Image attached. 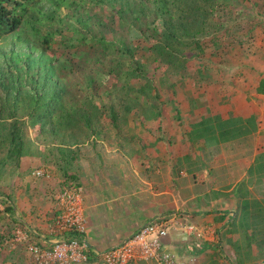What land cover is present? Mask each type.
I'll return each mask as SVG.
<instances>
[{
	"label": "crops",
	"instance_id": "crops-1",
	"mask_svg": "<svg viewBox=\"0 0 264 264\" xmlns=\"http://www.w3.org/2000/svg\"><path fill=\"white\" fill-rule=\"evenodd\" d=\"M233 101L184 106L177 116L184 122L136 123L129 134L91 135L78 144V170L69 178L79 188L92 250L109 249L164 216L174 221L164 250L191 264H264V108L252 114ZM43 185L41 203L49 196ZM50 189L56 203L46 201L36 219L27 215L48 238L53 220L45 213L58 208L61 191Z\"/></svg>",
	"mask_w": 264,
	"mask_h": 264
},
{
	"label": "rangeland",
	"instance_id": "rangeland-1",
	"mask_svg": "<svg viewBox=\"0 0 264 264\" xmlns=\"http://www.w3.org/2000/svg\"><path fill=\"white\" fill-rule=\"evenodd\" d=\"M17 1L25 3L24 16L26 20L36 18L33 17L36 14L39 16L36 10L42 6L46 7L44 11L47 13L55 12L52 20L39 21V24L42 25L37 27V32H35L36 30L32 32L31 22L21 26L20 31L23 35V32L30 34V40L28 39L26 44L29 47L38 46L37 52L43 48L41 44H38L42 39L41 36L51 31V45L45 50L55 58V61L64 60L62 66L57 65L55 78L66 87L64 98L67 103L75 98L80 99L86 93L85 90L80 91L84 88L83 83L87 81L85 72L92 71L94 66L99 73H94L98 91L97 93L91 91L93 102L100 106L101 102H109L114 96L112 85L115 84L116 79L111 75L104 76V73L108 71L107 67L113 63L112 58H104L97 62V54L94 52V48L92 49V44L96 47L99 46V44H95V40L102 36L107 40L122 37L138 46L134 51L133 58H141L140 60L149 65L151 72L157 67L155 69L156 82H158V76L162 75L165 69V66L159 67L158 62H150L147 58L148 53L145 49L151 45V41H148L145 35L149 34L147 25L152 26L151 22H153V17L148 16L152 15L149 10H146L148 15L146 14L141 19L146 21L143 26H140L139 21L136 24H131L133 14L130 10L127 13L124 12L123 19L125 17L127 19L123 21L128 25L122 27L116 12L119 4L111 7L100 0H62L60 5L50 6L48 0ZM147 2L153 9L152 0H147ZM219 2L215 1L211 12H209V19L211 22H215L216 29L208 34L205 32L200 35L204 52L199 57L185 61L187 73L183 77L173 74L171 71L163 76V79H169L164 85L157 88L159 98L154 101V104L163 111L159 117L155 118L154 123L161 122V118L165 117L168 122H184L185 120L177 118V116L180 117L184 106L205 107L210 105L218 107L219 105H229L234 107L231 100H234L233 102L237 106L244 105L253 108L252 114H257L259 108L260 115L262 114L264 93L258 92L257 87L264 79V0H225L223 2L227 3L223 8H220L221 5H217L220 4ZM207 3L205 0H195L193 3V8L197 9L199 16L206 10ZM76 5L78 10L75 8ZM79 12L92 16L87 21V25L78 23L73 17ZM156 23L157 26L160 25L158 22ZM68 25L72 29H68ZM74 27L77 32H74ZM188 48L190 46H187ZM130 59L128 55L120 58L122 61L125 60L126 64H131ZM101 74H103V78L99 77ZM130 82L135 87H139L143 81L133 78ZM176 108L180 111L177 112ZM16 109L20 110L21 108L17 107ZM133 113L134 111L127 116V121L122 124L121 134L131 133L132 124L147 123L142 119V116L133 115ZM19 116L23 121L21 132L24 138L31 139L30 151L33 154L23 155L18 160L9 159L6 152L7 142L0 146V264H32L24 245L12 240L13 231L23 223L34 228L33 220L28 219L27 215H32L35 219L42 215L38 211L42 206H46V201L50 204L51 198L54 199L53 196L56 193L50 188L56 187L57 190L78 188L74 187L75 180L69 178L73 172L78 170L74 161L78 144H71L73 157L68 156L66 160H55L53 153L55 148H62L67 144L60 140L59 135L52 137L51 134H41L37 128H33L27 122L28 118L25 115L20 114ZM122 120L120 119V122ZM101 122H103L102 125L111 124L107 113L101 117ZM114 133L115 130L112 127L106 131L102 129L101 134ZM65 138L70 140L69 136ZM65 167H68L66 174H64ZM38 170L41 172L40 175H36ZM52 181L56 182V186L51 183ZM41 184H44L43 188L49 195L42 203L40 201L42 192H39ZM57 200L61 206L59 204L57 209L52 207V210L45 213V216L50 217L53 221L56 216L62 213L64 207L61 199L57 198ZM54 202L56 203L55 199ZM9 206L14 209L8 211L6 208ZM80 208L82 213L81 205ZM56 210L57 213H55ZM37 213L39 215H36ZM90 264L94 263L91 261ZM95 264H102V262L97 260Z\"/></svg>",
	"mask_w": 264,
	"mask_h": 264
},
{
	"label": "trees",
	"instance_id": "trees-1",
	"mask_svg": "<svg viewBox=\"0 0 264 264\" xmlns=\"http://www.w3.org/2000/svg\"><path fill=\"white\" fill-rule=\"evenodd\" d=\"M48 1L50 6L60 5L62 2V0ZM205 1L208 2L207 8L199 16L197 9L193 8L195 0H152L153 9L150 8L147 0H100L111 7L119 4L116 12L122 27L128 25L123 21L127 19V17L123 19L124 12L130 10L133 14L131 24L139 21L140 26H143L146 21L141 20L142 17L146 16V10L151 11L152 15H147L153 17V22H151L152 26L147 25L149 34L145 35L146 39L151 41V45L145 50L150 62H158L159 67L165 66V69L156 82L157 67L152 68L153 72H151L149 65L140 60L141 58H133L138 46L122 37L107 40L102 36L96 39L95 44L99 46L92 44V49L94 48L97 54V62L104 58H112L113 63L107 67L108 71L104 76L111 75L116 79L115 84L112 85L114 96L109 102H101L99 106L93 102L94 98L91 95V91L94 93L98 91L94 73L97 74L99 71L95 66L94 69L97 71L92 69L85 72L87 81L83 83L84 88L80 91L85 90L86 93L80 99L75 98L67 103L64 98L66 87L55 78L57 65L64 63V60L55 61V58L45 50L51 45V31L41 36L42 39L38 43L43 46L40 48L41 51L39 49L37 52L38 46L29 47L26 44L28 39L30 40V34L23 32V35L20 31L21 26L31 22L29 24L32 32L34 30L37 32V27L42 25L39 21L52 20L55 12L47 13L44 11L46 7L42 6L36 10L39 16L36 14L33 16L36 18L26 20L25 3L17 0H0V40H2L0 42V146L7 142V158L18 160L23 155L33 154L30 151L31 139L24 138L21 132L23 121L19 118L20 114L25 115L28 118L27 122L33 128H37L41 134H51L52 137L59 135L60 140L67 144L65 147L55 148L53 152L55 160H66L68 156L71 157V144H80L89 135L101 134L103 123L101 117L106 113L110 119L109 123L117 133H121L122 124L127 121L126 118L132 111H134L133 115L142 116L145 122L154 123L155 118L163 111L154 104L159 98L157 88L169 79H163V76L168 71L181 77L186 75L185 61L199 57L204 52L200 35L216 29L215 22L209 19L213 3L220 1V4H217L221 5L220 8L227 3L223 2L225 0ZM75 8L77 9V5ZM73 17L78 23L87 25V21L92 16L79 12ZM156 22L160 25L157 26ZM67 28L72 29L69 25ZM73 30L77 32L75 27ZM142 35L144 36L143 33ZM4 37L6 38L3 40ZM113 40L115 42H112ZM187 46L190 48L187 49ZM127 55L131 58V64L120 60ZM99 77L103 78V74ZM133 78L143 81L139 87L131 84ZM257 91L264 93V79L260 81ZM17 107L21 109L17 110ZM175 110L180 111L178 108ZM120 119L123 120L120 122ZM66 136H69L70 140L65 138ZM1 163L4 164L3 161ZM67 168H64V174L67 173ZM6 209L12 211L14 208L9 206ZM91 260L92 258L83 263L90 264Z\"/></svg>",
	"mask_w": 264,
	"mask_h": 264
},
{
	"label": "built area",
	"instance_id": "built-area-1",
	"mask_svg": "<svg viewBox=\"0 0 264 264\" xmlns=\"http://www.w3.org/2000/svg\"><path fill=\"white\" fill-rule=\"evenodd\" d=\"M40 170L36 175H40ZM79 188L64 189L58 193L64 205L62 213L55 217L48 238L26 223L13 231L12 240L24 245L32 264H78L93 256L102 264H126L137 259L155 264H191L193 259L164 250V239L173 227L169 217L153 218L119 244L104 251L92 250L87 238L81 208L78 202Z\"/></svg>",
	"mask_w": 264,
	"mask_h": 264
},
{
	"label": "clouds",
	"instance_id": "clouds-1",
	"mask_svg": "<svg viewBox=\"0 0 264 264\" xmlns=\"http://www.w3.org/2000/svg\"><path fill=\"white\" fill-rule=\"evenodd\" d=\"M91 261H92V260H91ZM91 261H90V262H91Z\"/></svg>",
	"mask_w": 264,
	"mask_h": 264
}]
</instances>
